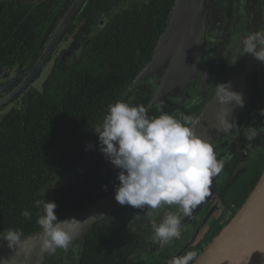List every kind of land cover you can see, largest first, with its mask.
<instances>
[{
    "label": "trees",
    "instance_id": "obj_1",
    "mask_svg": "<svg viewBox=\"0 0 264 264\" xmlns=\"http://www.w3.org/2000/svg\"><path fill=\"white\" fill-rule=\"evenodd\" d=\"M163 1L152 0V9L143 8V12L133 9L110 21L105 27L111 32L110 38L101 35L99 48L94 49V53L62 68L67 76L63 89L30 93L24 125L19 115L0 124V232L14 228L25 235L40 229L36 219L41 210L35 207L36 199L54 201L55 214L61 220L114 189L118 170L98 149L86 150L85 146L97 138L92 129L102 121L110 103L119 99L147 107L150 90L139 84L137 89L128 91V86L152 56L167 21L174 0ZM96 4L94 0L90 5ZM103 9L100 8L97 15ZM39 30L40 27L27 32L31 34L27 50L18 51L12 60H28L33 56V41ZM13 53L12 49L0 51L6 59ZM184 111L176 112L177 118H181V114L195 117L200 110L197 113L192 109ZM160 112L156 107L148 108L149 116ZM258 116L259 113L256 115L258 124L264 128V117ZM245 143L246 140H240L237 159ZM260 163L261 167L255 166L241 192L236 210L256 184L264 168V158ZM75 165L82 166L78 179L44 195L43 191L51 183ZM245 167L232 176L222 194ZM23 210L32 213L30 221L21 215ZM150 229L148 224L145 229L134 231L129 218L96 225L83 235L80 248L76 250L79 254L76 264H124L143 239L142 230L150 232ZM54 261L58 263L57 258L52 264Z\"/></svg>",
    "mask_w": 264,
    "mask_h": 264
},
{
    "label": "flooded vegetation",
    "instance_id": "obj_2",
    "mask_svg": "<svg viewBox=\"0 0 264 264\" xmlns=\"http://www.w3.org/2000/svg\"><path fill=\"white\" fill-rule=\"evenodd\" d=\"M93 1L0 0V51L14 50V53L10 54L7 59L0 54V98L27 78V71L43 52L53 29L69 11H72L71 9L74 11L70 23L53 48L54 51L36 76L16 97L0 104V111L7 108L10 110V116L0 122V124L19 115L24 125L23 116L27 113L29 94L39 92L33 87L35 83L41 80L43 70L49 72V68H55L53 71L58 74L60 80H64L65 84L55 90L47 88L39 93H44L47 90L56 91L63 89L66 85L67 76L63 74L62 68L81 59L83 60L88 54L94 53V49L99 48L98 43H100L101 35L110 38L109 33L111 32H109V28L106 29L107 32L105 30L106 25L110 21L112 22L117 16L124 15L133 9L143 12V8L152 9L153 7L152 0H97V4L91 7L90 4ZM207 1L211 6L210 21L203 52L199 60L204 73L191 79L187 86L186 99L183 103H179L173 98L165 97L160 106L156 104L151 106L149 101L154 93V88L148 84H140L151 92L147 102L148 108L156 107L160 111L172 114L176 112L184 113V109L197 110L195 112L197 113L215 90L216 84L220 83V72L223 70L228 53L232 50L234 44L240 43V39L248 33L264 28V0ZM87 7L90 9L89 11H86ZM103 7L104 9L97 15V11ZM38 27H40V30L33 41V48L35 49L33 56L28 60H12L18 51L27 50V39L31 37V34L27 35V32H31V30ZM65 44H68L69 52H65L63 56L56 57L58 50ZM241 59L246 65L249 64L247 71L246 112L243 123L238 128L226 133L218 142L219 145L217 147L213 146L214 151L218 154V159L223 160L224 164L222 171L213 178L209 196L182 223L180 237L173 239L167 245L162 247L158 241L154 240L152 229H150V232L142 230L143 239L139 241L136 250L128 256V260L124 264H132L135 259L148 261L150 264H169V261L174 256L182 255L188 251H195L198 256L210 240L230 220L233 211L236 210V202L241 193L230 204L226 202V197L232 187L247 173L249 174L248 182L256 169L255 166L261 167L260 161L264 158V128L258 124L259 119L256 115L260 109H264V63L257 61L251 55L241 56ZM138 86L139 84L133 86L131 90L137 89ZM129 87L130 85L128 86V91H131ZM142 91L140 90V93ZM254 94H256V97L253 96ZM258 117L261 118L260 116ZM248 126L258 130V135L251 141L246 137ZM241 139L246 140V143L243 152H241V157L237 159L235 155ZM90 143L97 146L93 150L98 149V138ZM244 166L247 167H245L246 170L222 194L224 186ZM80 168H82L81 165H75L70 169V172L63 173L61 176L68 175V177L78 179L81 174ZM128 207V205H125L117 212L124 211ZM168 211H175V206L162 207L157 212V219L159 220ZM128 218L134 231L145 229L149 224L143 218L134 219L128 215L122 219L127 220ZM117 219L121 218H112L110 221ZM81 239H77L69 248L61 249L58 257L52 259L57 258L58 263L54 261L53 264H76L79 256L76 250L80 248ZM68 249L71 250V253L69 258L65 260L64 251L66 252ZM156 251L158 252L157 256L154 255Z\"/></svg>",
    "mask_w": 264,
    "mask_h": 264
},
{
    "label": "clouds",
    "instance_id": "obj_3",
    "mask_svg": "<svg viewBox=\"0 0 264 264\" xmlns=\"http://www.w3.org/2000/svg\"><path fill=\"white\" fill-rule=\"evenodd\" d=\"M238 55H251L264 63V28L252 31L240 39ZM214 95L221 106L233 103L244 106L243 95L231 90V83L216 84ZM232 109L221 107L216 118L219 130L224 133L238 128L235 121L229 122ZM264 117V109L259 110ZM192 116L161 111L149 116L148 108L134 105L126 100H116L107 106L102 121L92 129L98 138V150L117 169L114 184V199L120 205H128L144 211L136 215L148 221L154 240L163 247L181 235L182 220L190 217L210 194V185L223 168V160L208 141L197 136L192 125ZM258 130L248 126L246 137L254 139ZM91 143L85 149L96 148ZM105 189L107 186H103ZM46 190L44 192V195ZM147 206V207H146ZM164 206H175L157 219V212ZM41 252L52 254L57 249H67L74 235L65 225L75 219H58L54 201L36 199ZM21 215L31 220L32 213L23 210ZM23 233L9 228L0 232V242L9 248L21 243ZM195 251L174 256L169 264H193Z\"/></svg>",
    "mask_w": 264,
    "mask_h": 264
},
{
    "label": "water",
    "instance_id": "obj_4",
    "mask_svg": "<svg viewBox=\"0 0 264 264\" xmlns=\"http://www.w3.org/2000/svg\"><path fill=\"white\" fill-rule=\"evenodd\" d=\"M71 10L53 29L43 52L27 71V78L0 98V104L16 97L36 76L54 51L53 48L70 23L74 15L73 9ZM210 12L211 6L207 0L173 1L152 56L130 84V86H133L135 83L143 81V83L153 86L154 93L149 105L156 104L160 106L165 97L183 103L191 79L204 73L199 60L204 48ZM238 48L239 43H235L228 53L227 61L220 72V83L230 82L231 90L243 95L244 106L234 107L233 103L221 106L217 102L214 90L202 109L194 117L196 123L192 125L197 136L216 147L219 145L220 139L226 135V133L219 130L216 118L221 107L232 109L228 119L229 122L235 121L237 127L243 123L246 112L249 64L246 65L241 61L240 55L237 54ZM75 180V178L68 177V175L58 177L48 186L46 191ZM124 206L115 201L113 189L61 220L75 219L65 225L66 230L75 237L73 244L77 239H81L93 226L105 223L112 218L116 219L117 211ZM121 212H123V215L134 218L135 213L142 212V210L129 206ZM187 218L185 217L182 223ZM40 232L41 230L38 229L23 235L21 243L13 248H9L5 242H1L0 264H42L47 253L41 252ZM193 264H264V168L245 201L203 248Z\"/></svg>",
    "mask_w": 264,
    "mask_h": 264
},
{
    "label": "rangeland",
    "instance_id": "obj_5",
    "mask_svg": "<svg viewBox=\"0 0 264 264\" xmlns=\"http://www.w3.org/2000/svg\"><path fill=\"white\" fill-rule=\"evenodd\" d=\"M67 45L68 44L63 45L64 47L62 46V48H60L58 50V52L56 53V57L57 56H63L65 52H69V48H68ZM240 58H241V56H240ZM241 61H242V59H241ZM54 69L55 68H53V69L49 68V72L50 73L47 70H43L42 75H41V80L39 82L35 83L33 88L37 89V91H39V92H43L47 88L55 90V89H57L59 87H62L65 84L64 80L63 79L60 80L58 74L55 71H53ZM137 84H143V81L142 82H137L133 86H135ZM146 84H148V83H146ZM148 85H150V84H148ZM133 86H130L129 90H131ZM9 116H10V110L8 108L1 110L0 111V122L4 121ZM240 125L241 124H239V126ZM248 175H249L248 173L243 175L239 179V181H237V183L232 187V189L230 190L228 196L226 197V202L228 204H230L231 202H233L234 200H236L238 198L239 194L241 193L242 189L244 188V186H245V184H246V182L248 180V177H249ZM135 214L142 216V215H144V211L142 210V212H138V213H135ZM124 216H127V215H123V212H118L117 213V217L123 218ZM134 219H137L136 216L134 217ZM60 253H61V249H57V251L52 253V254H48L47 253V255L45 257V260H44V262L42 264H52V261H53L52 259L55 258V257H58V255ZM70 253H71L70 249H69V251H66V252L64 251L65 260L67 258H69ZM157 253L158 252L156 251L154 255L157 256ZM132 264H150V263L148 261L135 259Z\"/></svg>",
    "mask_w": 264,
    "mask_h": 264
}]
</instances>
